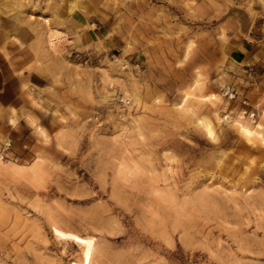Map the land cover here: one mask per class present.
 <instances>
[{
  "label": "rangeland",
  "instance_id": "1",
  "mask_svg": "<svg viewBox=\"0 0 264 264\" xmlns=\"http://www.w3.org/2000/svg\"><path fill=\"white\" fill-rule=\"evenodd\" d=\"M241 39L264 50V0H0L20 85L0 91V264L83 262L69 233L88 264H264V128L237 122L264 125V62L234 73Z\"/></svg>",
  "mask_w": 264,
  "mask_h": 264
},
{
  "label": "crops",
  "instance_id": "2",
  "mask_svg": "<svg viewBox=\"0 0 264 264\" xmlns=\"http://www.w3.org/2000/svg\"><path fill=\"white\" fill-rule=\"evenodd\" d=\"M105 13L107 12L102 9H96L95 13L91 15L88 25L85 24V21L78 22L84 24L79 32L82 43H90L96 39V35L100 33L97 30L100 29L98 24L104 21L103 15ZM225 52L228 56V64L232 70L234 69V73L240 72L242 67L246 70L247 65H255V67H258V65H262L264 62V50L256 45V43H252L249 39H241L237 45L227 43ZM17 78L16 66H14L11 56L0 48V85H2L0 91L4 92V96H7L14 88L10 87V81L12 79L19 85ZM11 93L14 94L13 97H16L20 92L14 90Z\"/></svg>",
  "mask_w": 264,
  "mask_h": 264
},
{
  "label": "bare ground",
  "instance_id": "3",
  "mask_svg": "<svg viewBox=\"0 0 264 264\" xmlns=\"http://www.w3.org/2000/svg\"><path fill=\"white\" fill-rule=\"evenodd\" d=\"M216 94H212V98H216ZM215 115H217L216 117L218 118V120L220 121L221 118L219 116V113L218 111H215ZM216 118V119H217ZM11 121H13V118L11 117ZM240 128L245 132L247 133L248 135H255V134H258V135H262L263 136V133L261 129L264 128V125L260 122H258L254 127L251 126L250 122L249 121H246V120H237ZM204 123V122H203ZM206 126V129L208 131V133L211 135V134H214L215 130L213 128V124H212V121L211 120H207L206 121V124H204ZM40 133L41 134H44V130L40 128ZM263 138V137H262ZM33 173L36 172V169L37 167H33ZM69 236H71L73 239H75L76 241H78L80 244L83 245V257H84V261L83 262H77V261H73V264H88L94 254V251H95V240L93 238H86V237H81V236H78V235H75V234H71L69 233L68 234Z\"/></svg>",
  "mask_w": 264,
  "mask_h": 264
},
{
  "label": "built area",
  "instance_id": "4",
  "mask_svg": "<svg viewBox=\"0 0 264 264\" xmlns=\"http://www.w3.org/2000/svg\"><path fill=\"white\" fill-rule=\"evenodd\" d=\"M229 92L230 91H227V93H229ZM229 95L233 97V96H235V93H230ZM250 115L254 117L255 116V113L254 112H250Z\"/></svg>",
  "mask_w": 264,
  "mask_h": 264
}]
</instances>
